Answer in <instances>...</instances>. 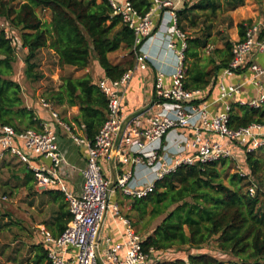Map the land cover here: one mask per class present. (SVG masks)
Wrapping results in <instances>:
<instances>
[{
  "label": "built area",
  "instance_id": "2783aa9c",
  "mask_svg": "<svg viewBox=\"0 0 264 264\" xmlns=\"http://www.w3.org/2000/svg\"><path fill=\"white\" fill-rule=\"evenodd\" d=\"M108 1L112 14L120 16L134 32L135 64L116 80L106 76L97 80L107 99V118L94 138H87L75 122H65L52 102L43 97L39 98V104L47 108L50 120H41L40 128L16 130L11 125L0 124V162L7 156L15 158L31 171L35 188L57 189L67 204L71 217L59 235L54 236L40 226L51 264H154L159 260L158 250L152 246L143 249L144 236L134 229L129 217L121 214L119 204L110 201L115 191L118 189L132 199L141 198L151 191L156 180L180 164L236 161L235 154L245 157L247 152L264 146V121L237 128L228 125L232 103L229 99L237 98L238 103L254 108L264 103V63L253 60L257 53L264 52V40L257 38L262 24L252 22L244 39L235 40L231 60L222 70L217 86V100L222 102V108L212 113L209 103L200 100L201 89L184 86L186 33L178 27L176 11L186 0H151L144 14L134 8L131 0ZM157 39L164 42L166 54L172 60L171 70L166 73L157 69L148 105L127 113L125 87L134 72L154 64L156 58L148 46ZM242 69L246 73L243 81L224 83L223 76H232ZM246 84L255 88L254 97H240ZM60 129L72 144L86 150L79 193L69 188L65 179L66 159L59 145ZM108 159L115 166L127 167L110 179L102 168ZM137 170L150 173L147 183L137 179ZM249 179L247 192L253 196L256 186ZM108 212L123 224V239L116 243L106 238V247L100 250L99 232Z\"/></svg>",
  "mask_w": 264,
  "mask_h": 264
},
{
  "label": "trees",
  "instance_id": "16d2710c",
  "mask_svg": "<svg viewBox=\"0 0 264 264\" xmlns=\"http://www.w3.org/2000/svg\"><path fill=\"white\" fill-rule=\"evenodd\" d=\"M0 0V17L18 37L6 36L0 29V124L13 126L16 130L41 127V119L24 105L20 84L10 75L16 61L18 48L25 49L22 60L23 73L29 79H38L36 72L37 52L44 47L57 57L59 66L86 68L91 53L103 70L104 76L116 80L133 68L134 32L112 14L108 0ZM134 8L144 14L151 0H131ZM229 10L244 4V0H225ZM35 7L48 9L50 20L43 21ZM222 7L221 0H197L193 4L184 1L176 11L177 24L185 32L193 28L199 17L209 20ZM250 20L237 24L239 40L245 37ZM206 27L199 32L186 35L184 51L185 79L187 88H199L203 92L201 101L214 97V88L222 70L232 57L235 40L224 41L221 48L213 50L208 64L202 65L200 52L209 41ZM257 38L264 40V27ZM15 42V43H14ZM15 44V45H14ZM125 47L130 58L118 63L108 59V54ZM205 59V58H204ZM238 70L236 73L242 72ZM61 84L49 91L48 99L58 105L77 106L74 122L83 128L90 140L107 118V99L89 75L61 76ZM218 89V88H217ZM254 121H264V103L250 107L233 101L230 104L228 125L232 128L245 126ZM259 150V152H257ZM245 154L249 177L258 184L255 194L247 192V175L232 173L229 184L221 180L219 164L226 160L209 163L180 164L176 169L155 181L151 191L141 198H133L131 211L137 222L146 216L153 220L164 215L162 220L144 237L143 249L152 246L156 250H167L187 245L202 248L211 239L216 240L219 251L233 256L227 264H264V146ZM27 180L33 179L27 169ZM53 201H58L56 211L46 227L54 236L59 235L71 217L67 204L59 190H48ZM33 264H51L43 244L32 245ZM154 264H226L209 253L188 254L186 258L157 260Z\"/></svg>",
  "mask_w": 264,
  "mask_h": 264
},
{
  "label": "rangeland",
  "instance_id": "374dc122",
  "mask_svg": "<svg viewBox=\"0 0 264 264\" xmlns=\"http://www.w3.org/2000/svg\"><path fill=\"white\" fill-rule=\"evenodd\" d=\"M197 0H187L189 4L195 3ZM17 0L13 2V5L17 4ZM222 7L216 11L215 14L210 13L209 20L205 21V18L199 17L195 27L185 28L186 35H192L195 32H199L202 27H206V33H209V41L205 49L200 52V60L203 66L208 64V57H213V52L216 48H221L224 41L228 38L232 40L238 39L237 24L242 21L250 20L252 22H259L264 26V0H244V4L233 10L228 9V5L225 0H221ZM38 16L43 21L50 20V11L48 9H42L35 7ZM6 29L9 35L18 37L19 31L17 29H11L4 18L0 17V29ZM15 43V42H14ZM15 45V44H14ZM18 48V54L16 61L13 63V71L10 77L17 81L21 86V94L23 97L24 105L34 111L36 118L41 120H50V115L47 108L39 104V98L43 97L48 99L49 91L57 88L61 84V76L71 75L73 77H79L83 75H89L93 82H97L99 77L103 76V70L100 67L95 54L90 55V64L87 68H75L73 66L65 65L59 66L57 57L47 47L41 48L35 57L37 62L36 72L41 74V77L34 80L27 78L23 73V58L25 53L19 52V45H15ZM210 47L209 49H207ZM108 59L113 63H118L130 58V52L127 48L122 47L119 50L109 53ZM208 56V57H207ZM205 58V59H204ZM141 73L148 79V75L145 72L137 71L135 74ZM245 72L235 73L230 76H223L225 84H238ZM220 78V77H219ZM149 78L148 80H150ZM219 80L213 90L214 94L217 92ZM244 86L243 88H245ZM152 90V84H150ZM149 97L146 98L148 102ZM52 102V101H51ZM35 103L36 106H33ZM53 103V102H52ZM56 109L58 113L62 115L64 112L59 108L58 104ZM52 104V105H53ZM59 115V116H60ZM259 152V150H257ZM236 161L227 159L225 163L219 164L218 168L221 171V180L224 184H229L228 176L232 173L245 172L249 177V167L245 162L243 154H235ZM27 168L24 164L19 163L15 158L7 156L5 160L0 162V254L6 256L14 255L18 252L25 253L27 250H23L22 247L25 241L30 240L31 237H37L43 239L41 231L36 227V223L43 222L44 225L49 221L53 215L55 206L50 203L49 196L40 194L30 186V181L27 180ZM258 187L257 182L250 177ZM249 179V180H250ZM32 182V180H31ZM248 182V179H247ZM33 185V182H32ZM120 191V190H119ZM41 192V191H39ZM44 192V191H42ZM119 192L118 199L120 200L122 194ZM125 196V195H123ZM5 197V198H4ZM33 206V208H31ZM126 213L124 209L122 211ZM131 219L134 229L142 236L148 235V233L162 220L164 215H161L153 220H148L147 216L139 222L133 217ZM30 234L27 236V234ZM21 242H14L15 240ZM216 240L211 239L208 243L204 244L202 248H189L187 245L175 247L167 250H158L159 260H169L173 258H186L188 254H200L209 253L227 262L233 259V256L218 250ZM27 255V254H26ZM158 260V258H157Z\"/></svg>",
  "mask_w": 264,
  "mask_h": 264
},
{
  "label": "crops",
  "instance_id": "0c3cea01",
  "mask_svg": "<svg viewBox=\"0 0 264 264\" xmlns=\"http://www.w3.org/2000/svg\"><path fill=\"white\" fill-rule=\"evenodd\" d=\"M99 1V0H97ZM156 23L158 22L155 18ZM237 40V39H236ZM149 51L154 55L156 58V61L154 64L149 65L146 69L141 70L142 72H145L148 75V79H146L145 76H143L141 73L135 74L133 73L131 76L129 82L127 83L125 87V110L127 113H132L134 111H138L141 109H144L148 103L151 100V89L150 84H152L153 77L157 72V69H162L166 73L171 70V64L172 60L168 57L166 54V48L164 46V42L160 40H155L153 43H150L148 46ZM20 53H25V49L19 48ZM254 61H257L260 64L264 63V52H259L253 57ZM87 71V68H86ZM246 73L243 75L241 81L245 79ZM104 76V73H103ZM102 77V75L100 76ZM99 77V78H100ZM225 77L226 79H230ZM223 78V79H225ZM169 81V77H165V82ZM246 87L243 89L242 95L240 97H244L245 99H248L250 97H254L256 95V90L249 84L245 85ZM219 91L214 94V97L210 100H205L206 103H209V110L212 113L217 112L222 108V102L218 101ZM149 97L148 102H146V98ZM237 98L229 99L230 102L236 101ZM53 104V103H52ZM33 106H36L35 103H32ZM54 109L58 112L56 109V105L53 104ZM59 108L63 110V114L60 115V117L67 123L74 122L75 117L78 113V107L77 106H66V105H59ZM59 145L60 148L64 154V157L66 159V164L64 165L65 170V179L67 181V184L69 188L73 189L75 192L79 193L82 188L83 178L81 176L80 170L85 166V160H86V150L83 147L75 146L70 142L68 139L65 131L63 129H60L59 134ZM103 172L106 175V177L113 179L115 175L120 173L122 169L127 167L123 164H118L115 166L112 159L105 160L102 163ZM136 177L140 182L147 183L149 179L151 178L150 173L147 170H137L136 171ZM33 182V179H32ZM32 182L30 181V186L33 188L34 183L32 185ZM35 190L40 193L46 195V197L49 196L50 203L55 206L53 215L56 211L58 201H53V198L46 193L48 190H57L53 188H48L46 190H38L35 188ZM41 191V192H39ZM44 191V192H42ZM119 190L117 189L115 193L111 196L110 201L111 202H117L120 206L121 214L132 218V211H131V201L132 198L128 196H123L119 200ZM33 208V206H31ZM124 209L127 211L126 213L122 212ZM52 215V216H53ZM36 227L40 230V226L46 227V224L44 225L43 222L36 223ZM122 229L123 224L120 223L118 220H116L109 212L106 214L101 228L99 232V241H100V250L104 249L106 247L105 239L109 238L111 242L121 243L122 242ZM49 230V229H48ZM30 235L29 233L27 236ZM24 241V239H21L20 241L15 240L14 242L18 243ZM35 244H43L42 240L37 237H31L30 240L25 241L22 249L27 250V252L23 253L18 252L17 255H2L0 254V264H33V257H34V249L32 248V245ZM27 254V255H26Z\"/></svg>",
  "mask_w": 264,
  "mask_h": 264
}]
</instances>
